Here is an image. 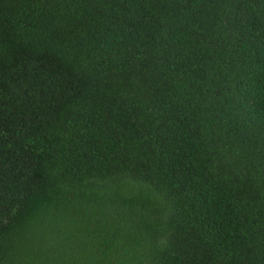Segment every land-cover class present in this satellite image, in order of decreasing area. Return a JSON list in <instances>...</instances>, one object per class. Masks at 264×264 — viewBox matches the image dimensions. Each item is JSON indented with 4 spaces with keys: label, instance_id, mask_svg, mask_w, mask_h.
I'll return each instance as SVG.
<instances>
[{
    "label": "trees",
    "instance_id": "trees-1",
    "mask_svg": "<svg viewBox=\"0 0 264 264\" xmlns=\"http://www.w3.org/2000/svg\"><path fill=\"white\" fill-rule=\"evenodd\" d=\"M0 264H264V0H0Z\"/></svg>",
    "mask_w": 264,
    "mask_h": 264
}]
</instances>
